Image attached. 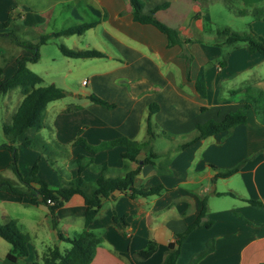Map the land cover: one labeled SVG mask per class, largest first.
<instances>
[{"label":"crops","instance_id":"0c3cea01","mask_svg":"<svg viewBox=\"0 0 264 264\" xmlns=\"http://www.w3.org/2000/svg\"><path fill=\"white\" fill-rule=\"evenodd\" d=\"M241 2L255 16L249 31L264 38V0ZM169 7L168 3L155 16L159 18L157 14ZM11 11L18 15L15 23L24 31L19 35L22 41L21 37L28 36L30 31L39 37L74 24L96 22L83 32L95 34L93 45L86 43L83 48L105 54L74 63L87 71V79L82 80L87 90L50 102L44 114V127L30 132L32 137L45 145L51 143L53 148L46 145V153L39 147L17 146V166L22 176L37 163V177L49 188L57 189L58 186L48 181L51 177L44 174L46 169H51L50 175L56 173L60 163L70 168L72 174L70 178L59 175L63 186L80 175L87 192L101 175L122 176L125 169L136 167L122 157L124 147L115 146L91 155L71 143L79 130L91 146L120 136L144 143L148 109L155 107L151 120L156 137L151 148L157 155L154 164L141 167L134 187L162 186L163 189L156 195L135 198L128 193H117L114 200L102 203L98 216L89 226L101 239L90 264H160L174 235L183 232L198 217L203 200L207 201V211L202 220L211 225L196 227L186 236L176 264H189L209 242H213V250L196 264H264V112L260 111L258 102H252L247 110L246 123L189 143L197 135L198 124L220 121L243 105L245 93L238 90L252 87L264 92V57L249 52L245 43H225L223 30L235 32L228 26L217 31L216 35L222 36L218 42L195 40L186 31L171 26L182 39L190 41L170 46L156 27L132 19L128 0H0V22L6 21ZM60 38L71 41L68 36ZM5 46L16 49L7 41ZM18 53L28 54L24 50ZM15 59L12 55L8 63L1 64L0 58V80L14 71ZM35 63H28V68L31 70ZM201 68L205 97L195 87ZM87 94L113 106L92 102ZM2 97L7 109L16 101L10 117L6 118L9 123L22 95L15 100L11 90ZM47 128L49 139H45L43 132ZM75 154L82 156L80 173ZM239 162L243 164L237 173L214 179L218 170ZM10 163V151L0 150V178L9 179L24 190ZM101 164L107 167L105 174L98 169ZM248 200L259 203L251 204ZM50 206L0 191V220L3 223L14 220L28 236V254L19 257L16 264L33 261L42 264L41 257L50 248L56 247L61 253L70 248V243L60 239L58 233L72 238L83 230L85 204L81 195L74 194L55 208L56 229L51 226ZM2 239L0 264H5L4 257L12 247ZM148 242L157 244L156 251L146 259H139L136 252L145 249Z\"/></svg>","mask_w":264,"mask_h":264},{"label":"trees","instance_id":"16d2710c","mask_svg":"<svg viewBox=\"0 0 264 264\" xmlns=\"http://www.w3.org/2000/svg\"><path fill=\"white\" fill-rule=\"evenodd\" d=\"M128 2L132 8V19L137 23L150 24L156 27L166 36L168 45L171 46L178 44L181 46L182 43L190 41L189 39H182L175 29L166 25L155 16L157 11L165 9L168 6L167 3L157 5L150 10L149 14H145L142 12L144 6L142 0H128ZM17 18L18 15L13 14V11H11L8 14L6 21L0 22V30H7V32H0V38L7 41L12 45V47L17 49L16 53L13 54L16 58L14 71L9 76L0 80V95H5L7 92L14 89H18L22 95V100L12 114L10 122L3 125L2 131L5 137V142L0 144V150L6 149L10 151V167L15 173L17 179L24 184L25 189H18L11 180L0 178V191H5L19 197H28L38 204H45L47 199H51L53 201V205L50 206V214L51 226L53 229H56V216L54 213L55 208L66 202L72 195H81L85 204L83 230L80 234L72 238H64L58 233V237L60 239H65L70 243V248L63 253H61L56 247L52 249L50 248L41 257V261L42 264H90L94 258L96 247L101 242V239L96 237L90 231L89 226L98 216L102 203L107 200H114L117 193H128L131 198H135L137 196L156 195L163 189L162 186L134 187L135 176L139 173L141 167L144 165L154 164V160L157 155L151 148V143L156 137L154 133L155 126L151 120V115L155 111V107L150 106L148 109V115L146 118L147 140L144 143L120 136L100 143L97 146H91L81 137L80 130L78 131L74 141L71 143L72 145L81 146L91 155L97 151L111 149L115 146L124 147L122 157L135 163L136 167L125 169L122 176L105 177L101 175L94 182V184L90 186L89 192L86 191L87 186L80 175L69 181L66 186H62L57 189L49 188L44 181L37 177V163L31 167L27 175L22 176L17 166V146L22 145L26 148L39 147L41 151L47 153L46 145L37 138L32 137L30 132L32 130L38 131L44 127V114L47 105L50 102L66 97L68 94L66 90L57 87L53 83L45 85L43 78L30 70L27 64L35 63L39 60V48L41 45H45L51 39L58 38L60 36L82 34L87 29L93 27L96 22L92 21L74 24L57 32L41 34L34 41H22L19 40V35L23 34L24 31L17 27L15 23ZM221 34L226 36L224 40L225 43H245L249 52H258L264 57V38L257 36L252 31H248L246 33H236L230 32L228 29H224ZM7 47L9 48V46ZM58 48L61 54L68 58L86 59L105 56L104 53L95 49H70L63 44H59ZM20 50H24L28 54L20 55L18 53ZM195 87L200 96L205 97L206 84L203 68H201L198 72ZM239 91L245 93L244 96L246 99L244 100L243 105L237 110L227 113L220 121L210 120L204 124H198L196 126L197 135L189 143L216 133L227 131L236 125L246 123V113L251 107L252 102H258L260 111L264 112L263 91L252 87H245L238 90V92ZM87 98L92 102L99 103L107 107L113 106L93 94H87ZM70 108H68V110ZM162 133L171 137V135L166 134L165 132ZM81 159L82 156L79 155L75 159L79 173L83 169ZM242 164L243 162H239L231 168L218 170L214 179L230 177L240 170ZM98 169L104 173L107 170V167L105 164H101ZM40 197L41 200H39ZM248 202L251 204L259 203L254 200H248ZM206 211L207 201L203 200L202 209L198 217L195 221L189 224L183 232L174 235V241L168 244L164 260L160 264H176L179 247L186 236L196 227H209L211 225V222L202 220ZM0 237L7 241L12 247L4 257V263L16 264L19 257L26 256L28 254V236L19 230L14 220L0 223ZM156 248L157 244L154 242H148L146 248L136 252L135 255L139 259H146L156 251ZM212 250L213 242H209L203 251L196 254L192 258L189 264H196ZM26 264L40 263L33 261Z\"/></svg>","mask_w":264,"mask_h":264},{"label":"rangeland","instance_id":"374dc122","mask_svg":"<svg viewBox=\"0 0 264 264\" xmlns=\"http://www.w3.org/2000/svg\"><path fill=\"white\" fill-rule=\"evenodd\" d=\"M142 2L144 3L142 12L145 14H149L150 10L157 5L169 3L170 7L166 12L157 14L159 17L158 19L170 27L174 26L180 29V31H186L190 37L193 36L195 40H200L202 42H218L222 36L219 35L220 37H218L216 35L217 31L225 26L230 27L232 31L235 32H248L251 21L255 17L250 13L248 6L241 2V0H142ZM242 10H244L246 14ZM207 16H209V18ZM201 33L202 35H200ZM37 38L38 36H36L33 31H30L28 36L24 35L21 37L23 40H34ZM68 38H70L71 41L66 42L64 38L62 40L58 37L51 39L45 45H41L39 48V60L31 69L33 72L39 73V75L43 77L45 85L53 83L57 87L66 90L68 92L66 96L72 92L82 93L87 90L82 83L83 79H87V71L78 68V66H74L75 62H80L84 59H74L63 56L58 45L64 44L70 49H85L83 47H85L86 43H89L92 47L93 38L96 37L92 31H89L84 35L68 36ZM4 42L5 40L0 38L1 64L8 63L14 54L13 51L17 50L6 46L4 47ZM12 94L15 100L21 97L18 89L12 90ZM2 96L3 95H0V144L5 142L2 127L7 123L6 118L10 117L16 104V101H14V103L8 105L9 109H7ZM7 112L9 114H6ZM31 132L34 131L32 130ZM43 132L46 134L45 139H49L50 129H44ZM38 135L41 136L42 133ZM156 144L159 146L160 142ZM46 145L53 148V145L49 142H47ZM76 157L77 155L75 158ZM70 170V168H66L63 164L58 163V167H56L57 172L50 175L51 169H46L44 177H51V180L48 181L52 185L62 187L64 184L59 175L64 174L70 178L72 177ZM0 223H3V221L0 220ZM3 242L4 244H8L4 240Z\"/></svg>","mask_w":264,"mask_h":264},{"label":"built area","instance_id":"2783aa9c","mask_svg":"<svg viewBox=\"0 0 264 264\" xmlns=\"http://www.w3.org/2000/svg\"><path fill=\"white\" fill-rule=\"evenodd\" d=\"M85 85V81L82 82ZM46 204L53 205V201L51 199H47Z\"/></svg>","mask_w":264,"mask_h":264},{"label":"water","instance_id":"95a60500","mask_svg":"<svg viewBox=\"0 0 264 264\" xmlns=\"http://www.w3.org/2000/svg\"><path fill=\"white\" fill-rule=\"evenodd\" d=\"M39 200H41V197L39 198Z\"/></svg>","mask_w":264,"mask_h":264}]
</instances>
